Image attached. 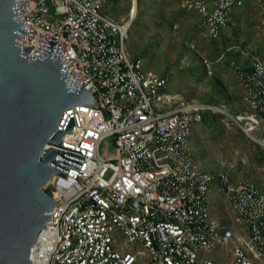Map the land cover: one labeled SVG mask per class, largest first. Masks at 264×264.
Returning a JSON list of instances; mask_svg holds the SVG:
<instances>
[{"label":"built area","instance_id":"built-area-1","mask_svg":"<svg viewBox=\"0 0 264 264\" xmlns=\"http://www.w3.org/2000/svg\"><path fill=\"white\" fill-rule=\"evenodd\" d=\"M24 1L23 22L38 34L23 52L32 54L43 35L65 44L94 97L93 109H66L58 122L56 131L65 132L73 118L61 147L84 159L79 171L54 175L47 186L58 207L31 249L32 264H264V191L195 161L194 127L218 108L176 101L167 91L170 73L147 70L131 55L137 13L115 19L109 0ZM248 3L259 9L264 36V0H181V7L216 40ZM204 65L211 74V63ZM231 66L249 110L239 118L264 133V60L254 55ZM108 139L113 154L102 155Z\"/></svg>","mask_w":264,"mask_h":264},{"label":"water","instance_id":"water-1","mask_svg":"<svg viewBox=\"0 0 264 264\" xmlns=\"http://www.w3.org/2000/svg\"><path fill=\"white\" fill-rule=\"evenodd\" d=\"M26 10L24 0H0V264H32L31 249L58 207L43 189L84 159L61 147L73 118L65 132L58 122L66 109L94 102L65 44L43 35L32 54L23 52L38 34L23 22Z\"/></svg>","mask_w":264,"mask_h":264},{"label":"rangeland","instance_id":"rangeland-1","mask_svg":"<svg viewBox=\"0 0 264 264\" xmlns=\"http://www.w3.org/2000/svg\"><path fill=\"white\" fill-rule=\"evenodd\" d=\"M134 3L137 15L127 40L131 55L142 57L147 70L158 75L170 73L168 94L176 101L218 108L205 112L202 122L194 127L195 161L209 168L203 170L228 173L236 181L254 183L264 191V145L244 131L247 120H235L248 115L249 110L231 66L233 61L246 62L254 55L264 60L258 7L241 8L215 40L201 26L198 15L181 7V0H111L108 12L126 18ZM204 60L211 63V74ZM253 134L264 136L260 129ZM100 152L113 154L112 140L104 141ZM47 186L43 190L48 194ZM212 200L213 208H218L219 198L215 195ZM224 258V248L213 257L216 262Z\"/></svg>","mask_w":264,"mask_h":264},{"label":"bare ground","instance_id":"bare-ground-1","mask_svg":"<svg viewBox=\"0 0 264 264\" xmlns=\"http://www.w3.org/2000/svg\"><path fill=\"white\" fill-rule=\"evenodd\" d=\"M133 15L137 13V5L134 3L133 7L131 8ZM236 121L244 120V118H235ZM247 120V119H246ZM254 120V118H253ZM244 131L250 135V137L259 143L260 145H264V136L262 138H258L253 134L254 128L252 127L251 124H248L247 127L244 129ZM52 180V179H51ZM51 180L47 183L48 185L50 184Z\"/></svg>","mask_w":264,"mask_h":264},{"label":"crops","instance_id":"crops-1","mask_svg":"<svg viewBox=\"0 0 264 264\" xmlns=\"http://www.w3.org/2000/svg\"><path fill=\"white\" fill-rule=\"evenodd\" d=\"M110 2H111V0H109V3H110ZM247 5L253 6L252 4H249V3L246 4L245 6H247ZM245 6H244V7H245ZM108 7H109V6H108ZM108 7H107V12H108ZM244 7H243V8H244ZM239 10H241V8L238 9V10H236V11H234V14H233L234 16H233V17H236V15H238ZM108 13L110 14V12H108ZM110 16L113 17V18H115V19H121V17H119V18L117 17V18H116V17L112 16L111 14H110ZM122 18H124V17H122ZM167 91H168V90H167ZM194 134H195V133H194ZM192 143H193V138H192ZM192 143H191V146H192V148H193ZM192 150H194V148H193ZM194 152H195V150H194ZM195 153H196V152H195ZM199 165L201 166L202 169H204V168L207 169V168H208V167H206V166L203 165V164H200V163H199ZM208 169H209V168H208Z\"/></svg>","mask_w":264,"mask_h":264}]
</instances>
